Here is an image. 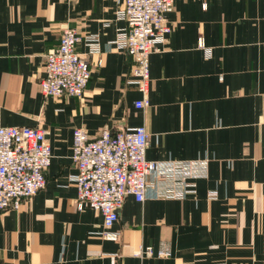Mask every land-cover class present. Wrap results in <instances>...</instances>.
<instances>
[{"label": "crops", "instance_id": "obj_1", "mask_svg": "<svg viewBox=\"0 0 264 264\" xmlns=\"http://www.w3.org/2000/svg\"><path fill=\"white\" fill-rule=\"evenodd\" d=\"M118 8V0H0V127L41 128L52 149L45 187L0 212V264H264V0H175L168 40L150 57L143 109L129 84L132 58L110 46L124 26ZM68 26L98 34L102 54L88 57L82 98L44 97V55ZM138 126L149 134L148 160L206 169L185 199L126 197L110 231L118 239H106L101 212L78 209L73 132ZM148 246L171 255H135Z\"/></svg>", "mask_w": 264, "mask_h": 264}, {"label": "built area", "instance_id": "obj_2", "mask_svg": "<svg viewBox=\"0 0 264 264\" xmlns=\"http://www.w3.org/2000/svg\"><path fill=\"white\" fill-rule=\"evenodd\" d=\"M73 2L76 0H68ZM116 20L124 23L110 46L133 60L131 80L142 94L135 102L138 109L149 103L150 57L162 51L171 32L168 16L175 0H118ZM106 26L109 23L105 24ZM83 43L85 53L77 51ZM199 47L211 56L203 40ZM102 54L98 34L82 37L75 27H65L57 47L44 55V76L40 87L44 97L82 98L90 77L88 57ZM149 134L145 126L104 130L91 137L87 129L73 132V179L79 210L86 207L101 212L106 239H118L110 231L119 220L125 199L134 196L144 201L149 191L155 199L182 200L195 194L193 179L201 176L205 164L168 160H148ZM52 162V149L46 133L36 127H0V212L20 209L25 199L35 196L46 185V171ZM211 193L209 198H216ZM143 257H169L168 250L148 246L135 253Z\"/></svg>", "mask_w": 264, "mask_h": 264}]
</instances>
